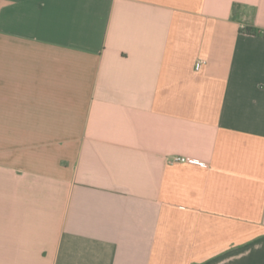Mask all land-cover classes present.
Instances as JSON below:
<instances>
[{
	"label": "crops",
	"instance_id": "0c3cea01",
	"mask_svg": "<svg viewBox=\"0 0 264 264\" xmlns=\"http://www.w3.org/2000/svg\"><path fill=\"white\" fill-rule=\"evenodd\" d=\"M0 264H264V0H0Z\"/></svg>",
	"mask_w": 264,
	"mask_h": 264
},
{
	"label": "built area",
	"instance_id": "2783aa9c",
	"mask_svg": "<svg viewBox=\"0 0 264 264\" xmlns=\"http://www.w3.org/2000/svg\"><path fill=\"white\" fill-rule=\"evenodd\" d=\"M203 63H204L203 61H199V62H197V63L195 64V68H196V70H199ZM172 162H173V163H176V162H180V163H184V162L194 163L195 161H194V160H191V159H189V158L175 157V158H173Z\"/></svg>",
	"mask_w": 264,
	"mask_h": 264
}]
</instances>
